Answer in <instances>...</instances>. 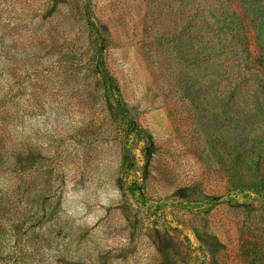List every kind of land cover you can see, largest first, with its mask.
<instances>
[{"label":"rangeland","instance_id":"rangeland-1","mask_svg":"<svg viewBox=\"0 0 264 264\" xmlns=\"http://www.w3.org/2000/svg\"><path fill=\"white\" fill-rule=\"evenodd\" d=\"M261 2L0 0V264H264Z\"/></svg>","mask_w":264,"mask_h":264},{"label":"trees","instance_id":"trees-1","mask_svg":"<svg viewBox=\"0 0 264 264\" xmlns=\"http://www.w3.org/2000/svg\"><path fill=\"white\" fill-rule=\"evenodd\" d=\"M247 3H253L256 6H260L262 4V0H244ZM256 3V4H255ZM264 5V3H263ZM88 24L91 27V29L94 31V33L97 36L98 39V47H97V57H96V67L98 70H100L103 78L105 79V82L107 83L108 90L112 95H116L118 88L116 85L115 78L109 74L108 70L105 67L104 59H103V49H104V39L101 35L100 29L90 20L89 15L87 16ZM116 93V94H115ZM118 97V95L116 96ZM116 106L118 109V113L127 121L128 127H131L130 132L134 131V128L136 126L134 120L132 118H129L127 111L124 107V105L119 101L116 100Z\"/></svg>","mask_w":264,"mask_h":264}]
</instances>
